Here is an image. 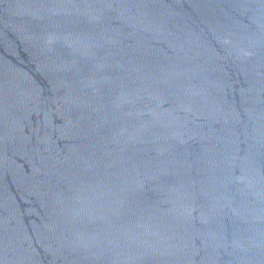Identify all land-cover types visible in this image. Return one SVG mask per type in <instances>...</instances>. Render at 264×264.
I'll return each mask as SVG.
<instances>
[{
  "label": "water",
  "instance_id": "95a60500",
  "mask_svg": "<svg viewBox=\"0 0 264 264\" xmlns=\"http://www.w3.org/2000/svg\"><path fill=\"white\" fill-rule=\"evenodd\" d=\"M0 264H264V0H0Z\"/></svg>",
  "mask_w": 264,
  "mask_h": 264
}]
</instances>
